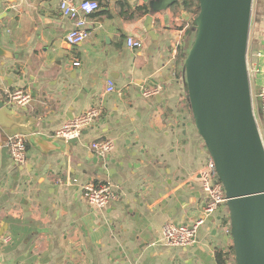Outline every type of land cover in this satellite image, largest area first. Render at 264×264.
<instances>
[{"label":"crops","instance_id":"crops-1","mask_svg":"<svg viewBox=\"0 0 264 264\" xmlns=\"http://www.w3.org/2000/svg\"><path fill=\"white\" fill-rule=\"evenodd\" d=\"M95 1L99 11L81 14L88 36L74 45L68 35L76 24L61 12L60 0H0V46L10 54L0 57V93L6 100V90L30 92L26 107L6 103L36 118L45 136L36 147L28 142V160L21 166L0 135V264H218L221 250L230 254L226 264H235L221 214L205 223L191 248L163 242L168 223L192 221L207 200L200 171L210 155L195 128L175 54L179 44V50L188 48L192 15L183 18L181 1L163 11L151 8L156 0ZM254 19V40L264 41V0H254ZM130 39L142 47L129 46ZM258 53L252 54L254 62ZM148 87L159 93L146 97ZM256 96L254 111L264 134ZM91 108L101 115L76 147L57 141L56 130ZM98 140L115 143L104 171L89 158L98 157L90 149ZM22 167L40 168L31 186L22 185ZM89 182H110L118 199L94 209L83 194ZM124 242L134 254L126 263L113 261Z\"/></svg>","mask_w":264,"mask_h":264},{"label":"water","instance_id":"water-1","mask_svg":"<svg viewBox=\"0 0 264 264\" xmlns=\"http://www.w3.org/2000/svg\"><path fill=\"white\" fill-rule=\"evenodd\" d=\"M179 1L156 0L150 6L163 11ZM253 3L254 0H200V13L189 36L193 41L183 63L194 125L226 193L235 264H264V144L248 70ZM183 18L190 20L186 13ZM151 19L149 16L147 22ZM146 27L150 30L149 25ZM8 56L0 46V57ZM0 135L4 143L15 136L25 137L33 147L45 142L39 121L19 114L1 93ZM78 140L69 141L70 148L76 147ZM89 158L99 166L98 171L107 169L111 161L110 156L103 159L93 153ZM20 170H26L22 185L30 186L40 172L37 167ZM3 236L0 234V238ZM118 252L113 261L126 263L134 254L127 242Z\"/></svg>","mask_w":264,"mask_h":264},{"label":"built area","instance_id":"built-area-1","mask_svg":"<svg viewBox=\"0 0 264 264\" xmlns=\"http://www.w3.org/2000/svg\"><path fill=\"white\" fill-rule=\"evenodd\" d=\"M59 8L66 17L72 19L76 24V28L68 35V41L74 45L82 44L87 38L88 33L84 29V20L81 18V14H95L100 9L99 3L95 0H85L81 3H76L74 0H60ZM128 43L129 46L134 48L142 47V44L134 39H130ZM179 48L180 44L176 47V55L179 53ZM257 57L263 59V63L261 65H258V62H255L251 67L248 60L250 79L259 74L264 76V55L258 53ZM74 65L79 67L81 63L75 62ZM115 90V84L112 80H110L108 82L107 92L112 93L115 92ZM158 93L159 89L154 87H148L143 92L146 97H151ZM5 98L7 102L13 104L14 106L17 105L19 107H26L30 104L32 95L27 90L16 88L6 90ZM259 98L262 104V112L264 116V78L261 81ZM100 115L101 110L99 108H91L77 118L66 122L61 128L55 131L54 137L66 142L80 139L84 130L93 125ZM260 132L264 144V134L261 129ZM8 148L16 164L23 166L27 163L28 147L25 137L15 136L10 139L8 142ZM90 149L98 157L106 159L114 151L115 143L111 140L93 141L90 144ZM200 179L202 182V188L207 196L206 203L201 210L200 215L192 221L184 224L168 223L164 227L163 242L170 248L188 249L197 245L196 236L198 231L209 219L215 217L217 214H221V228H223L229 235L231 233L230 214L229 212L223 214L225 209L228 210L226 193L219 180L215 163L211 157H209L204 168L200 171ZM83 194L90 206L97 210H104L111 201L118 199L115 187L110 182L103 184L96 182L86 183L83 186Z\"/></svg>","mask_w":264,"mask_h":264},{"label":"rangeland","instance_id":"rangeland-1","mask_svg":"<svg viewBox=\"0 0 264 264\" xmlns=\"http://www.w3.org/2000/svg\"><path fill=\"white\" fill-rule=\"evenodd\" d=\"M195 17L192 16V19L190 22H188V25H187V28H188V31L187 32H190V30L194 29L193 27V23H194V19ZM255 19L251 22V25L253 26L255 23H254ZM186 25V24H185ZM184 25V26H185ZM256 27H253V31L251 32V39L249 40V49H248V57H249V63L251 64V67H252V64H254L255 62L253 61V56L252 54L255 53V52H259L261 53L262 55H264V41L262 39L260 40H254L255 39V29ZM187 37H188V33H187ZM193 41V36L192 38L189 37V44H188V50L191 46V43ZM256 54H254L255 56ZM259 60L257 61L258 62V65H261L262 64V58H258ZM264 76L259 74L257 75L256 77L254 76L252 79H251V87H252V95H253V101L254 103L256 104V101H257V93L259 94L260 93V90H261V81L263 80ZM259 84V85H258ZM256 116H257V119H260V115L259 113L256 111ZM232 244H233V240L232 238L230 239ZM233 255V254H232ZM235 258V256H234ZM233 263H235V259L233 260Z\"/></svg>","mask_w":264,"mask_h":264},{"label":"trees","instance_id":"trees-1","mask_svg":"<svg viewBox=\"0 0 264 264\" xmlns=\"http://www.w3.org/2000/svg\"><path fill=\"white\" fill-rule=\"evenodd\" d=\"M180 5H182L183 7V12L192 15L193 17H197L198 14L200 13V0H181V2L179 3ZM194 18V19H195ZM188 53V48L187 47H182L179 50V54H178V60L180 65H183L184 60L187 56ZM182 75L179 73L178 76L180 77ZM27 147H28V142L26 141ZM231 254H233L235 256L234 253V247H231ZM229 253L225 254L222 250L221 251H217L216 254V260L218 264H226L227 263V259L229 257Z\"/></svg>","mask_w":264,"mask_h":264},{"label":"flooded vegetation","instance_id":"flooded-vegetation-1","mask_svg":"<svg viewBox=\"0 0 264 264\" xmlns=\"http://www.w3.org/2000/svg\"><path fill=\"white\" fill-rule=\"evenodd\" d=\"M223 251V250H222ZM224 252V251H223ZM225 254L227 253L226 251L224 252Z\"/></svg>","mask_w":264,"mask_h":264}]
</instances>
